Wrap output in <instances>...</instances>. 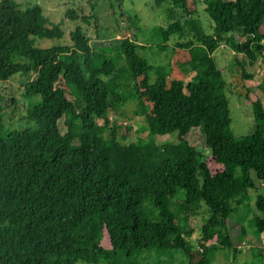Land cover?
I'll return each instance as SVG.
<instances>
[{
	"label": "trees",
	"instance_id": "16d2710c",
	"mask_svg": "<svg viewBox=\"0 0 264 264\" xmlns=\"http://www.w3.org/2000/svg\"><path fill=\"white\" fill-rule=\"evenodd\" d=\"M152 1L171 2L170 20L173 8L187 14L184 23L154 28L158 45L141 43L137 32L135 39H93L80 25L71 44H62L64 31L39 3L0 0V82L21 75L24 93L41 98L28 110L33 127L8 130L0 95V264H137L133 254L152 249L211 264L218 250L237 252L244 244L245 226L235 237L228 218L254 188L252 174L264 183V104L247 88L255 129L234 136L224 69L213 53L226 42L250 64L264 57V0H204L209 32L199 17L189 18L188 0ZM87 4L88 14L73 2L78 12L66 16L94 23ZM186 34L175 46L187 57L176 64L192 71L187 82L173 76L169 54L177 49L168 45ZM42 38L59 42L36 45ZM152 52H165L168 64L150 61ZM241 68L243 79L252 76ZM258 89L264 96V82ZM132 99L148 132L127 142L109 112ZM193 130L210 149L207 157L188 141ZM166 134L176 142L158 145L154 136ZM178 189L184 200L172 207ZM254 197L264 214V195ZM201 205L207 215L191 241L186 219ZM250 220L264 232V217Z\"/></svg>",
	"mask_w": 264,
	"mask_h": 264
},
{
	"label": "rangeland",
	"instance_id": "374dc122",
	"mask_svg": "<svg viewBox=\"0 0 264 264\" xmlns=\"http://www.w3.org/2000/svg\"><path fill=\"white\" fill-rule=\"evenodd\" d=\"M20 7H25L31 3H39L43 8L48 19L64 31L62 44H71L70 32L80 25L93 38L108 39V38H134V33H139V41L146 43L151 40V45H158V40L153 35L154 28L157 26L167 25L170 21H179L184 23V18L187 14L181 12L177 8H173L174 20H170L167 10L171 4L167 1L160 6H156L152 0H17ZM91 2L94 6L95 13L98 17L97 21L92 24H84L80 18L72 20L66 16V11L75 8L73 2H79V5L84 7V13L88 14ZM191 15L189 18L199 17L203 23V27L207 32L211 31L212 20L206 14L203 8L204 0H188ZM175 9V10H174ZM75 10L78 12L77 7ZM195 11V12H194ZM167 14V16H166ZM137 28L141 29L138 31ZM189 30L186 28L184 31ZM238 39L242 38V33L238 32ZM180 39L178 36L172 37L168 42L169 47L177 49L175 54L170 55V62L173 67V76L183 79L187 82L192 75V71L187 66L176 64L185 60L183 51L176 43L184 42L190 38V35ZM61 40V41H62ZM55 39L42 38L36 42V45L51 46L53 43H58ZM176 51V50H175ZM165 52L153 53L150 61H154L158 65L166 66L168 61L164 57ZM217 64L224 69V78L226 79L227 96L230 107L231 130L234 136L250 134L254 129L253 113L251 110L250 100L246 98L245 92L249 88L254 95L259 96L264 104V96L258 89V86L264 82V57L257 58V61L250 64L242 54L231 49L226 42L222 44L213 53ZM236 59L240 63L236 62ZM151 62V63H152ZM166 62V63H165ZM244 67L246 73L252 76L243 79L241 75V67ZM27 83L25 77L18 75L7 81L0 82V95L4 97V114L3 123L8 130L25 129L33 127L35 121L28 116V110L35 103L40 101V96L37 94L24 93V85ZM72 98V97H70ZM137 100H130L117 109H112L109 112V119L115 121L119 128L117 135L125 134L126 141H135L138 136L144 135L147 137L146 121L137 114ZM98 123H103L102 119H97ZM60 131H65L63 118L59 120ZM129 128V129H128ZM154 139L158 145L165 142H176L175 134L156 135ZM188 141L201 150L202 158L210 155V149L205 146L203 136L200 131L193 130L187 136ZM254 188L249 189V195L243 199V202L236 207L234 213L228 218L231 233L236 237L239 233L240 225L243 224L247 230L245 240L239 251L233 252V249L218 250L211 264H264V232L258 233L250 220L252 215L264 217L255 206V194L264 195V183L259 181L252 174ZM185 192L183 189H178L176 195L172 199V207L179 205L184 200ZM205 206L201 205L200 210L196 214H190L187 217L185 224V232H190L189 239L195 241L200 235V227L207 212ZM188 210L183 208L182 213L186 214ZM209 213V212H208ZM188 215V214H186ZM105 247L109 246L107 237L104 235L101 241ZM233 252V253H232ZM133 263L137 264H188L187 257L179 250H162L155 249L144 250L133 254Z\"/></svg>",
	"mask_w": 264,
	"mask_h": 264
}]
</instances>
